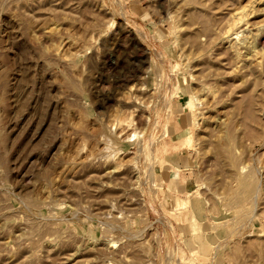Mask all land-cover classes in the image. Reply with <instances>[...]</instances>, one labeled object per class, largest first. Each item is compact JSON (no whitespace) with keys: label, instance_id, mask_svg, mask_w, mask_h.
<instances>
[{"label":"rangeland","instance_id":"1","mask_svg":"<svg viewBox=\"0 0 264 264\" xmlns=\"http://www.w3.org/2000/svg\"><path fill=\"white\" fill-rule=\"evenodd\" d=\"M251 3L0 0V264H264Z\"/></svg>","mask_w":264,"mask_h":264},{"label":"bare ground","instance_id":"2","mask_svg":"<svg viewBox=\"0 0 264 264\" xmlns=\"http://www.w3.org/2000/svg\"><path fill=\"white\" fill-rule=\"evenodd\" d=\"M254 2V0H247V3L249 4V3H251V2ZM261 1V0H260ZM235 2V1H234ZM252 2V3H253ZM252 3H251V5H252ZM256 3V2H255ZM250 5V6H251ZM238 6V5H237ZM236 8V7H235ZM249 8H251V7H249ZM249 8L248 7H246V6H239L236 10H234V12H232V16L231 17H229V19H230V21L227 23V25H225V27L226 28H223V34H225V37L227 38L226 40H224V41H226V42H228V46L227 47H229V49H230V51H232L236 56H238V58H239V56H241V57H245L244 59L246 60L247 58L248 59H250L251 60V58H256L255 56L257 55V53L256 52H258V50H256V48L254 49V43L257 41V42H263L262 40H264L263 38H264V32H263V27H264V23L262 22H260L261 24H259V25H257V26H255L256 28H253L254 30L256 29L257 30V33L255 32V31H253V30H250L249 29V27L251 26H249V27H247V25H248V21H247V17H248V14L249 13H251L252 11H250L249 10ZM253 9V8H252ZM195 10V9H194ZM232 11V10H231ZM254 11V10H253ZM255 11H256V9H255ZM191 12H193V11H191ZM197 12V11H196ZM258 12H260V11H258ZM230 13V12H229ZM254 13V12H253ZM262 13V12H261ZM192 14V13H191ZM231 14V13H230ZM252 14V13H251ZM195 15V14H194ZM260 15V14H259ZM263 15V14H262ZM251 17V16H250ZM228 19V20H229ZM249 19V18H248ZM256 21V20H255ZM227 22V21H226ZM250 22V21H249ZM252 23V22H251ZM251 23H249V24H251ZM254 23V22H253ZM255 23H257V22H255ZM256 25V24H255ZM241 26H244V27H242V29H243V31H245L246 29H244V28H248L249 29V33H250V31H252V33L254 32V35H252V36H249V34L248 33H246V34H248V36L245 34V35H242L241 33H243V31H241V30H238ZM207 27H208V25H207ZM241 29V28H240ZM247 29V30H248ZM240 32V33H239ZM222 33V32H221ZM220 33V34H221ZM231 33H234L235 34V36H233V37H231L232 35H231ZM233 34V35H234ZM244 34V33H243ZM231 35V36H230ZM250 35H251V33H250ZM224 36V35H223ZM225 37H224V39H225ZM229 37H231V38H229ZM193 40H195V39H191V40H189V41H192L193 42ZM255 41V42H254ZM256 42V43H257ZM226 48V47H225ZM240 57V58H241ZM235 58V57H234ZM239 58V59H240ZM258 58V57H257ZM239 59H238V61H239ZM244 59H243V61H244ZM236 60H237V58H236ZM242 60V59H241ZM260 60V59H259ZM248 61V60H247ZM257 61V60H256ZM245 62V65H246V61H244ZM243 62V63H244ZM255 62V61H254ZM259 61H257V63H258ZM250 63V62H249ZM252 63V62H251ZM260 63V62H259ZM242 65V64H241ZM245 67V66H244ZM250 73L252 74V72L250 71ZM203 90V89H202ZM193 93V92H192ZM190 94V93H189ZM197 94V93H196ZM195 93L193 94V95H189V97H188V100L185 102V104H186V106L187 107H189L190 109H192V107H193V100H200L199 99V95L197 94L196 95ZM199 96V97H198ZM200 102H201V100H200ZM198 103H199V101H198ZM184 108V107H183ZM185 113V112H184ZM125 122V121H124ZM129 122V121H128ZM123 125V124H122ZM166 126H167V124H166ZM122 127H124V126H122ZM127 127V126H126ZM171 127V126H170ZM166 129V128H165ZM167 129H168V126H167ZM188 127H186V131H187V133H188ZM167 132V131H166ZM188 136H189V134H187V138H188ZM177 169H178V167H177ZM175 179V178H174ZM189 182V181H188ZM183 184V183H182ZM176 185V184H175ZM178 187V184L176 185V187H175V189ZM184 187V186H183ZM177 189H179V188H177ZM183 189V188H182ZM179 190H181V189H179ZM195 206V205H194ZM199 214V213H198ZM198 224V223H197ZM193 227V226H192ZM208 240V239H207ZM105 264H112V263H110V262H107V263H105Z\"/></svg>","mask_w":264,"mask_h":264}]
</instances>
